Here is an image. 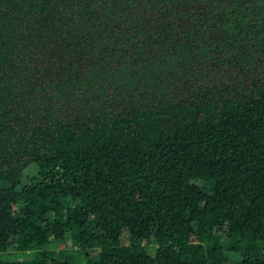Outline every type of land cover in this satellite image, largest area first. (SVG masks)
<instances>
[{
	"label": "trees",
	"instance_id": "16d2710c",
	"mask_svg": "<svg viewBox=\"0 0 264 264\" xmlns=\"http://www.w3.org/2000/svg\"><path fill=\"white\" fill-rule=\"evenodd\" d=\"M0 264H264V0H0Z\"/></svg>",
	"mask_w": 264,
	"mask_h": 264
},
{
	"label": "rangeland",
	"instance_id": "374dc122",
	"mask_svg": "<svg viewBox=\"0 0 264 264\" xmlns=\"http://www.w3.org/2000/svg\"><path fill=\"white\" fill-rule=\"evenodd\" d=\"M35 173V168L34 167H32L29 171H27L26 173H25V175L27 176V175H32V174H34Z\"/></svg>",
	"mask_w": 264,
	"mask_h": 264
}]
</instances>
